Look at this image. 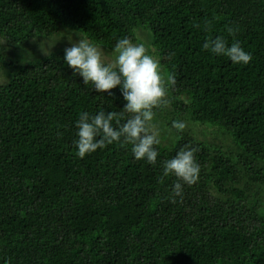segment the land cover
<instances>
[{
  "label": "trees",
  "instance_id": "trees-1",
  "mask_svg": "<svg viewBox=\"0 0 264 264\" xmlns=\"http://www.w3.org/2000/svg\"><path fill=\"white\" fill-rule=\"evenodd\" d=\"M62 27L108 48L141 28L175 78L153 123L190 118L222 137L174 131L155 165L131 145L80 158V114L122 113L120 87L98 93L62 52L10 61L0 46V264H264V0H0V45ZM216 37L250 63L203 48ZM186 146L199 179L173 203L163 162Z\"/></svg>",
  "mask_w": 264,
  "mask_h": 264
},
{
  "label": "clouds",
  "instance_id": "clouds-1",
  "mask_svg": "<svg viewBox=\"0 0 264 264\" xmlns=\"http://www.w3.org/2000/svg\"><path fill=\"white\" fill-rule=\"evenodd\" d=\"M227 31L234 35L237 30L228 27ZM203 48L215 55L228 57L234 64L247 65L252 60L251 54L245 52L239 42L229 46L223 37L209 38ZM114 54L115 59L105 63L99 46L87 38H81L65 49L67 65L73 69L74 75L79 74L83 78L85 85L91 83L95 91L109 95L119 86L126 101L122 113L101 110L94 116L87 112L80 114L76 124V154L84 158L108 145H131L136 160H146L155 165L158 157L155 146L161 141L153 123L154 110L169 105L166 84L175 85V78L163 74L160 62L149 54L143 43L121 38L115 45ZM125 113L128 114L126 119ZM172 127L182 132L186 124L173 121ZM198 151V147L186 146L174 158L163 162L162 179L170 175L176 178L172 189L173 203L176 202L175 197H182L184 185L192 186L199 179L200 166L195 159Z\"/></svg>",
  "mask_w": 264,
  "mask_h": 264
},
{
  "label": "rangeland",
  "instance_id": "rangeland-1",
  "mask_svg": "<svg viewBox=\"0 0 264 264\" xmlns=\"http://www.w3.org/2000/svg\"><path fill=\"white\" fill-rule=\"evenodd\" d=\"M136 30H138V33L136 36V40L133 43H143L147 47L148 36L142 32H139V30H142L141 28H137ZM143 31L148 33L150 36L151 32L149 30H143ZM81 38H87V37L81 32H79L78 30L71 29L68 27H62L55 34L43 36L41 38H32L25 44L24 43H14V45L10 46L4 42H1L0 46H2L1 52L4 54V57L6 60L26 61V60H33L38 57L39 58L45 57V56L51 55L56 52H62L65 55V49L71 47L72 43H76ZM89 40L93 44L99 46L101 53H102V59L105 61V63L111 62L115 59V54H114L115 48H108V47H105L104 45H101V44H98L92 41L91 39ZM149 40H150V37H149ZM149 52H150V49H149ZM150 55L154 57L153 54H150ZM4 76L5 74H4V71L2 70L0 72V79L3 80L4 78H6V76L5 77ZM174 118H175V115H170L166 121L160 124H156L157 129L159 131V138L164 144H170L171 141H169V137H172V135L174 134V131H178L177 129L172 127ZM182 122L186 124V127L183 131H190L202 140H206V138L209 137L210 139L209 141L218 142V139L222 137L220 135L219 136L217 135L218 133H216V131L213 130V127H210V131L208 132H206L205 129H201L200 128L201 126L197 127L199 130L196 128L195 130H193V125L196 123L192 121L190 118H188L187 121H182ZM178 132L180 133L181 131H178ZM223 139L225 140V137ZM262 205L264 208V202H262Z\"/></svg>",
  "mask_w": 264,
  "mask_h": 264
}]
</instances>
